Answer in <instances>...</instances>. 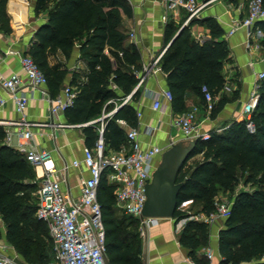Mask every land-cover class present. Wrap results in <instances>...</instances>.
Segmentation results:
<instances>
[{"label": "trees", "instance_id": "obj_1", "mask_svg": "<svg viewBox=\"0 0 264 264\" xmlns=\"http://www.w3.org/2000/svg\"><path fill=\"white\" fill-rule=\"evenodd\" d=\"M6 3L7 0H0V30L8 34L11 28ZM33 12L35 16L44 15V19L24 54L44 73L51 97L62 89L67 69L50 65V54L59 51L68 59L77 47L80 60L87 64V72L76 70L71 75L69 86L76 95L72 105L63 111L66 123H88L111 111L117 103L112 116L102 120V136L107 149L118 150L126 143V133L116 120L136 125L134 107L121 101L127 95L131 101L137 100L142 84L136 86L144 75L136 46L127 43V36L120 29L121 13H129L124 1L35 0ZM192 22L193 19L188 25ZM188 25L173 38L179 26L166 23L165 43H170L159 59L167 90L172 95L171 106L177 112L185 110L188 91L204 104L202 85L212 95L223 86L221 69L229 56L226 41L221 38L222 30L212 22H207L210 38L203 42L190 37ZM256 25L262 30L259 43L264 49V21ZM219 108L213 106L211 114ZM250 122L252 131L244 119L231 120L222 130H211L206 139L198 138L177 177L183 183L177 205L191 201L198 205L196 212H211L219 191L234 192L230 214L218 233L220 264H264V80L258 82V98ZM98 123L82 127L88 147L98 137ZM198 154L201 158L188 164ZM35 177L34 166L23 153L6 144L5 129L0 126V219L5 225L6 240L27 263L49 264L51 241L45 224L35 216ZM114 190L115 185L103 175L97 197L105 229L107 261L141 264L138 220L117 215ZM184 215L177 209L174 217ZM207 233L205 223L189 220L179 238L197 264H206L196 257L195 248L206 243Z\"/></svg>", "mask_w": 264, "mask_h": 264}, {"label": "crops", "instance_id": "obj_2", "mask_svg": "<svg viewBox=\"0 0 264 264\" xmlns=\"http://www.w3.org/2000/svg\"><path fill=\"white\" fill-rule=\"evenodd\" d=\"M34 1L7 0L6 12L9 16L11 32L7 34L0 30V77H6L12 72H17L25 78L20 68L19 56L14 53H26L30 47V39L34 31L44 19V15H34ZM123 1L129 13H121L120 29L126 34L127 43H133L136 46L142 70L144 68L148 69L142 81L143 83L141 82L142 88L137 100L131 101L130 95H127L129 99L126 103H131L135 109L136 125H128L122 119L116 120V123L124 129L125 133L130 128H134L138 133V141L143 148L148 145H156L165 150L172 143L183 140L180 129L173 124L174 117L193 107H197L195 128L196 133L199 135L207 134L213 129H219L231 120L242 119L243 104L248 99L249 92L256 83L255 75L264 68V49L262 47L255 49L247 46L248 38L244 28H238L234 33L228 35V31L246 15L248 0H198L207 4L199 15L193 19V22L188 25L190 37L198 42H203L210 38V28L207 26V22H212L222 30L221 38L226 41L229 50L228 59L224 61L221 69L225 82L213 95L214 106H220L214 114L207 111L204 104L191 91L185 94V110L183 112L174 111L171 102L166 103L162 111L152 109L151 95L167 90L165 73L159 66V59L170 43H165V25L166 23H172L179 26L180 29L186 15L184 11L167 14L163 0ZM165 13L167 18L163 20L162 16ZM158 57V61L155 62ZM48 62L52 66L57 65L59 68L67 69L62 89L58 94L62 92L65 86L69 85L74 71L87 72L88 70L87 64L79 58L77 47L68 59L57 51L48 56ZM225 85H227L228 90L225 89ZM0 95L6 98V104L0 109V120L18 121L21 115L15 110L12 100L2 90L1 86ZM117 105L115 103L114 108ZM103 114L104 112L98 119ZM24 118L27 122L40 125L30 127L32 138L29 140L17 137V126H5L4 129L10 133L7 145L18 150L19 144L23 143L26 151L44 150L48 152L49 162L47 165L53 166L51 177L59 180L63 189L69 190L74 197H77L81 179L89 176L88 169L83 164L78 167L72 165L73 160L82 159L83 148L88 147L82 132L84 125L58 126L59 123L67 124L64 113L61 112L52 120L48 112V103L38 91H35L29 100L24 110ZM97 121H99L97 124L98 129L103 121L101 119ZM119 121H123V123L121 124ZM149 127L154 128L151 135L147 132ZM124 146H128L127 140L120 148ZM107 150L117 151L109 148ZM200 158L199 154L195 155L188 161V164ZM159 160L160 156L157 159V164ZM65 164L68 166L67 169H64ZM34 169L36 173L35 181L38 186L44 168L38 166ZM218 197L220 198V195H216L214 199ZM191 204V201H186L182 207L184 208L183 211L180 210L185 213L181 218H159L156 224L145 227L143 233L140 232L138 226L141 264H192L193 260L189 249L183 246L179 240L183 228L189 221L185 210ZM224 223L225 219L220 218L208 224L205 223L208 231L206 243L195 248V255L200 261H205L203 252L209 249L214 255V261L220 262L218 233L224 227ZM0 253L29 264L7 242L5 225L1 219Z\"/></svg>", "mask_w": 264, "mask_h": 264}, {"label": "built area", "instance_id": "obj_3", "mask_svg": "<svg viewBox=\"0 0 264 264\" xmlns=\"http://www.w3.org/2000/svg\"><path fill=\"white\" fill-rule=\"evenodd\" d=\"M166 13L176 14L179 11L185 12V19L182 23L187 26L189 22L197 17L207 4L198 0H163ZM166 13L162 16L166 20ZM264 21V0H248L246 15L229 31L228 35L234 33L238 28H244L247 33L250 48L259 49L262 30L256 25ZM132 36V34H130ZM19 56L20 68L25 78L17 72L9 76L0 77V86L12 100L15 110L21 115L18 121L0 120V126H17L16 135L20 139L29 140L32 138L31 126L38 123L27 122L24 118V110L35 91L45 98L48 103L49 116L57 117L67 107L71 106L76 95L73 87L67 85L62 92L54 97L49 95L47 80L44 73L37 67L32 58L27 54L15 52ZM159 57L155 60L157 62ZM264 63V59H263ZM144 75L139 84L143 81L148 69L144 68ZM256 83L249 92L248 99L243 104L241 118L246 121V127L252 131L250 122L251 112L254 109L258 98V82L264 80V68L255 75ZM225 89L228 90L227 85ZM201 93L204 99V107L211 111L214 106L213 95L205 86H201ZM152 109L163 110L165 104L170 102L172 95L170 91L164 90L159 94H152ZM129 96L124 98L122 104L126 103ZM6 104V98L0 95V109ZM116 108L108 111L100 118L111 117ZM197 107L180 113L174 117L173 124L182 133L183 139L201 138L206 139L208 133L197 134L195 128ZM139 115V114H138ZM89 121L83 125L93 123ZM121 124L123 121H119ZM71 126L69 124H60ZM104 124L98 128V137L92 148H83L81 160H73L72 165L78 167L83 164L89 172L87 178L81 179L79 194L74 197L69 190L61 187L59 180L52 178L53 166L47 165L49 154L44 150L26 151L23 143L19 144L18 151L24 154L25 158L34 166H43L44 172L34 191L36 197L35 216L42 221L48 232L51 241V252L53 262L51 264H109L105 255V229L102 220V212L97 197V188L101 177L104 175L109 183L115 185L114 199L117 208L125 215L138 220L139 230L143 233L144 228L157 223L159 218L141 217V210L145 202V186L150 181L152 173L157 165V159L163 149L156 145L142 147L137 138V131L130 128L126 132L127 145L117 151H108L102 136ZM218 131L222 128L217 129ZM154 128H148V134H152ZM10 133L5 130V142H9ZM65 164L64 169H67ZM186 202L178 206L182 210ZM214 209L209 213L185 212L189 220L210 223L215 219H226L230 214L231 201L221 198L214 199ZM206 264H220L214 261L211 250L203 252ZM264 259V257H263ZM192 264H197L194 261ZM0 264H25L15 260L13 257L0 253Z\"/></svg>", "mask_w": 264, "mask_h": 264}, {"label": "water", "instance_id": "obj_4", "mask_svg": "<svg viewBox=\"0 0 264 264\" xmlns=\"http://www.w3.org/2000/svg\"><path fill=\"white\" fill-rule=\"evenodd\" d=\"M181 30L182 27L173 38ZM197 141L198 138L183 139L172 143L167 149L163 150L160 160L152 173V177L145 186L146 199L141 210V217H174L178 209L177 196L183 186L182 182L177 181V177L193 152Z\"/></svg>", "mask_w": 264, "mask_h": 264}, {"label": "rangeland", "instance_id": "obj_5", "mask_svg": "<svg viewBox=\"0 0 264 264\" xmlns=\"http://www.w3.org/2000/svg\"><path fill=\"white\" fill-rule=\"evenodd\" d=\"M232 192H227V191H220L217 193V195H220V198L223 199V200H226V201H231L232 199ZM219 198V197H218ZM198 209V205H193L191 204L190 207H188L186 210H188L190 213H196V210ZM117 215H122L124 214L122 212V210H120L119 208L117 209L116 211ZM47 242L49 244V241L47 239ZM52 262V259L51 257H49L47 263H51Z\"/></svg>", "mask_w": 264, "mask_h": 264}]
</instances>
